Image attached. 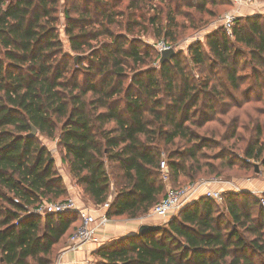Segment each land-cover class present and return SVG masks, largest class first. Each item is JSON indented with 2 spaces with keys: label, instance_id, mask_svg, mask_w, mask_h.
Instances as JSON below:
<instances>
[{
  "label": "trees",
  "instance_id": "1",
  "mask_svg": "<svg viewBox=\"0 0 264 264\" xmlns=\"http://www.w3.org/2000/svg\"><path fill=\"white\" fill-rule=\"evenodd\" d=\"M151 1L66 9L76 57L60 37V0H0V264H54L81 223L76 211L33 212L70 194L40 135L58 140L61 162L94 206L109 203L110 220L145 216L172 184L238 162L264 169V13L237 17L231 34L219 27L161 63L155 47L113 28L123 17L130 32L142 26L145 15L133 16ZM173 2L148 19L172 39ZM232 108L242 112L228 118ZM223 195V207L203 195L150 234L113 239L94 251L96 264H264V192Z\"/></svg>",
  "mask_w": 264,
  "mask_h": 264
},
{
  "label": "rangeland",
  "instance_id": "2",
  "mask_svg": "<svg viewBox=\"0 0 264 264\" xmlns=\"http://www.w3.org/2000/svg\"><path fill=\"white\" fill-rule=\"evenodd\" d=\"M117 5L115 6L118 10H126V7L129 3V0H112ZM161 0H152L147 3L143 8L139 9V12L137 11L136 14L133 16L134 20L141 21V14L145 15V19H143L142 26H136L132 29V32H130L128 29H126L125 25H123L126 21V17L119 18V20L122 23L121 28H116V26H113L114 31L118 33H124L128 38H137L143 40L147 45L154 48L153 44L160 40L168 41L175 49L176 51H184L185 53L188 50V46L190 43L195 41L196 37H201V41L205 43V35L219 27H223L221 25V17L226 12L236 11L238 13V17H245L247 15H259L264 13L262 8L260 7V2L263 0H251L252 3H249L247 6L238 7L236 6L231 0H207L205 3L204 0H174L172 6L175 9V12H177L176 19H177V25L172 24V29H175L177 31L175 37L169 38L167 37L163 32L159 33V29L156 26H151L148 19L150 17H154V15H158V12L160 7H168L167 2L169 0H165L164 2H160ZM102 2L104 0H60V22H59V31H60V37L61 40L64 42V47L67 52H69L72 56L78 57L79 54H76V52L71 51L69 46V38L65 34V28L67 25L68 20L65 17V11L66 9L70 8L72 9L73 6H79L81 9H85L86 6H89L91 10L95 11V7L99 5V7L102 9H106V5H103ZM189 3L192 6H187L186 4ZM205 3V6L203 5ZM252 5V6H251ZM179 6V9L177 7ZM246 7V8H245ZM254 7V8H253ZM212 9L213 12H211V15H208L206 11L208 9ZM206 9V10H205ZM167 11V10H166ZM252 12V13H251ZM72 17L78 16V14L74 13L73 11H70ZM251 13V14H250ZM161 19V25H166L168 23V20L166 18V14L163 13L161 16H159ZM98 27V26H94ZM129 32V33H128ZM106 38L99 37L98 39H94L91 42V48H99V46L102 44V41H104ZM89 54V51L86 52L85 56ZM78 55V56H77ZM152 66H157L156 62L149 63L146 66H143L142 69H146ZM256 93V92H255ZM231 111L227 115V117H231L234 114H236L238 111L242 112V110H237L236 108L230 109ZM40 138L44 144L53 152V156L55 157L57 166L60 169L61 174L64 177L65 183L73 185L76 189V191H71L69 195H67L64 198L55 199L54 201H60L69 197H73L77 199L78 201L82 202L84 205L93 206V203L90 201L87 195L83 192L82 187L78 186L73 177L69 173V168L64 165L61 162V151L60 146L58 145V140L53 138H48L45 136H41ZM235 154L237 157H244L243 152L241 150L235 151ZM163 159L166 160V154L163 155ZM256 161V160H255ZM248 162H254V160H248ZM215 163H218V161H215ZM257 164H259V161H256ZM241 163L238 162L233 168L221 172V174H213L210 176H205L204 178H201L200 181H223V182H233V191L240 190L243 192H247L249 194H252L250 191V187L246 185V182L248 183L249 180H253L254 178L259 177V175H256L257 173L253 171L251 167L247 166H240ZM260 165V164H259ZM259 172L261 173L263 171L262 166H259ZM191 182L189 181H183L176 185H183V184H189ZM197 183V182H196ZM175 184H172L173 187ZM175 185V186H176ZM232 187V186H231ZM220 206L223 207V203H220ZM97 209H100L98 206H94ZM142 216L143 217H146ZM246 237H249L248 235ZM68 239V238H67ZM67 245V246H66ZM98 245V244H97ZM65 247H68V244L66 243L64 245ZM63 246V247H64ZM94 261L98 260L100 261V258L98 256H93ZM97 262H93V264H96Z\"/></svg>",
  "mask_w": 264,
  "mask_h": 264
},
{
  "label": "built area",
  "instance_id": "3",
  "mask_svg": "<svg viewBox=\"0 0 264 264\" xmlns=\"http://www.w3.org/2000/svg\"><path fill=\"white\" fill-rule=\"evenodd\" d=\"M236 6L243 7L252 3L251 0H231ZM236 11L226 12L221 17V25L227 30L228 34L232 33L233 24L238 17ZM201 37H196L195 40H199ZM159 53L164 50L174 48L168 41L160 40L153 44ZM248 161V160H247ZM162 169H165L167 162L163 159L160 163ZM166 177V176H165ZM204 188V196H207L217 203H222L224 195L220 190L210 189L208 187V181H201L197 183H189L179 188H169L166 196L159 201L147 214V217H159L165 218L171 214L176 215L184 206L193 201V196L200 188ZM240 191V190H238ZM254 195L260 196V192L251 191ZM261 203L264 206V198L261 197ZM104 209L109 207V203L103 205ZM102 209V208H101ZM96 213V208L84 204H79L78 201L69 197L60 201H43L38 207L34 209V213L39 215H46L48 213H61L68 211H76L81 217V223L79 227L71 234L69 238L68 247L66 250L75 251L86 243L102 244L105 239L100 233L99 228L106 225L109 222V218L106 212Z\"/></svg>",
  "mask_w": 264,
  "mask_h": 264
},
{
  "label": "crops",
  "instance_id": "4",
  "mask_svg": "<svg viewBox=\"0 0 264 264\" xmlns=\"http://www.w3.org/2000/svg\"><path fill=\"white\" fill-rule=\"evenodd\" d=\"M260 7L262 8L264 12V0L260 2ZM258 175L259 177L254 178L253 180H249L248 183L246 182V185H248L251 188L250 191H258L260 193H263L264 192V169ZM233 186H234L233 182L208 181V187L210 189L220 190L222 192L233 191L234 190ZM68 188L70 192L76 191L75 190L76 188L71 184H69ZM169 188L170 186L168 187V189ZM204 191L205 189L203 187L200 188L197 191V193L193 196L192 199L195 200L199 198L200 196H203ZM98 207H100V209L102 208L101 209L102 213L106 212V209H104L103 205L98 206ZM99 212H100L99 209L96 208V213L100 214ZM174 216H175L174 214H171L165 218L146 216V217H143V218L140 217L137 219H122V218L111 219L106 225L98 229L99 233L104 238H106L104 243L100 245H97L95 243H86L75 251H70V250L68 251L66 250V247L64 246L59 250L54 264H93V262H98V260L94 261L93 256L94 257L98 256L100 258V256L94 253V251H96L98 248L102 247L103 245L109 244L110 241H112L113 239H120L125 236L137 234L138 229L140 225L142 224H165L169 220H171V218H173ZM67 244H69V239L67 240ZM100 260H102V258H100Z\"/></svg>",
  "mask_w": 264,
  "mask_h": 264
},
{
  "label": "water",
  "instance_id": "5",
  "mask_svg": "<svg viewBox=\"0 0 264 264\" xmlns=\"http://www.w3.org/2000/svg\"><path fill=\"white\" fill-rule=\"evenodd\" d=\"M178 51H176L175 48H170L167 50H164L160 53V62L164 63L168 60H170L173 56L176 55ZM37 128L32 125V131L28 134L29 136H36L37 135ZM256 172H259V166L256 165ZM162 226V224H142L140 225L139 229H138V233L139 235H147L150 234L158 229H160Z\"/></svg>",
  "mask_w": 264,
  "mask_h": 264
}]
</instances>
